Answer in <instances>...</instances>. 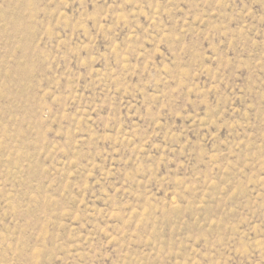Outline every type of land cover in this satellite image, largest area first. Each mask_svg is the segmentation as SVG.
<instances>
[{"label": "rangeland", "instance_id": "1", "mask_svg": "<svg viewBox=\"0 0 264 264\" xmlns=\"http://www.w3.org/2000/svg\"><path fill=\"white\" fill-rule=\"evenodd\" d=\"M0 264H264V0H0Z\"/></svg>", "mask_w": 264, "mask_h": 264}]
</instances>
